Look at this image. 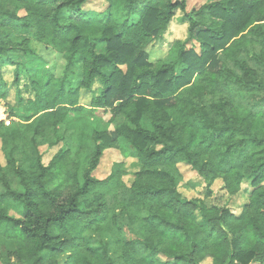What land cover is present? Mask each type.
Instances as JSON below:
<instances>
[{"label":"trees","instance_id":"16d2710c","mask_svg":"<svg viewBox=\"0 0 264 264\" xmlns=\"http://www.w3.org/2000/svg\"><path fill=\"white\" fill-rule=\"evenodd\" d=\"M89 1L0 0V62L15 67L20 118L0 119L2 263L264 264V0H208L156 62L147 48L186 0H107L95 15ZM34 43L61 56L63 76L17 60H38ZM2 69L0 103L10 93ZM97 83L92 104L123 121L70 134L81 90ZM61 143L45 165L41 146ZM108 149L137 159L130 186L123 163L94 176ZM183 163L207 196L217 179L230 195L249 184L241 212L183 195Z\"/></svg>","mask_w":264,"mask_h":264},{"label":"rangeland","instance_id":"374dc122","mask_svg":"<svg viewBox=\"0 0 264 264\" xmlns=\"http://www.w3.org/2000/svg\"><path fill=\"white\" fill-rule=\"evenodd\" d=\"M187 10L182 12L177 10L173 21L165 33L162 40H156L152 42L147 50L150 52L151 60L156 62L160 59H166L169 55V51L173 44L177 41H185L188 38V27L185 15L194 9H198L202 5L206 4L208 0H186ZM108 6L107 0H90L84 6V11L92 15L101 13L106 10ZM38 55L41 56L38 60L35 57H17V60L22 62L26 69L32 73H37L38 70L42 69L50 70L55 73L57 77L63 76L65 72V61L61 58L59 54L54 51L45 49L41 44L34 43ZM103 48H101L102 50ZM45 65L42 66V64ZM3 65L2 76L7 82L10 93L7 100L0 103V119L5 120L10 126H16L17 122H20V118L12 115V108L18 106V98L16 97L17 85L14 82V68L10 66L8 61L0 62ZM80 68L77 67L70 74L74 78L75 84H79V73ZM25 83V80L22 84ZM22 88L23 85H20ZM20 88V89H21ZM100 84L97 83L93 87V91L81 90L80 103L85 108L83 112L71 113L68 118L69 128L66 129L67 132L75 133L79 130H84L88 133H92L94 130H107L112 131L115 129L117 123L123 121L122 118L114 120L111 113L106 112L102 108L95 107L92 102L96 96L99 95ZM23 96L28 98L31 96L30 93H24ZM76 139V137H75ZM64 147V143L56 147H49L47 145H42L40 151L42 152V160L45 165H49L55 154ZM116 163H123L126 174L124 175L125 183L130 186L135 178V173L139 171L140 165L137 159L129 157L125 158L122 153L117 149H108L104 152L100 164L94 176L97 179L107 178L113 171V167ZM7 157L2 148V142L0 140V167L6 168ZM181 171L183 173L184 179L180 184V192L186 197L205 199L210 204H217L219 206H228L235 213H240L243 206L247 203L249 195L252 188L249 184H243V190L235 195H230L226 189L225 184L222 179H217L214 181L211 190L213 193L211 196L208 195L207 182L200 176L197 172L193 171L186 164H180ZM6 248L11 247L10 243H4ZM0 264H3L0 259ZM205 264H211V261L207 259Z\"/></svg>","mask_w":264,"mask_h":264}]
</instances>
